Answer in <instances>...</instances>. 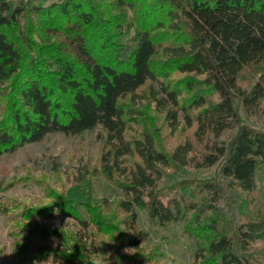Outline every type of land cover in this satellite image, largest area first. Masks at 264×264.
<instances>
[{"label":"trees","instance_id":"16d2710c","mask_svg":"<svg viewBox=\"0 0 264 264\" xmlns=\"http://www.w3.org/2000/svg\"><path fill=\"white\" fill-rule=\"evenodd\" d=\"M135 1L56 0L27 10L22 0H0V156L48 134L100 128V172L122 194L116 208L129 263L148 261L139 254L140 209L155 226L183 225L193 264H264V248L250 245L264 242V132L242 118L264 111V0H148L138 10ZM113 4L128 5L135 20L113 14ZM27 11L42 32L37 42L8 34ZM249 71L256 80L242 83ZM174 73L184 77L171 80ZM143 86L169 130L191 129L192 140L165 149L147 126L127 136L131 116L119 101ZM212 166L209 179L175 178ZM76 190L59 212L80 225L73 255L89 264L92 224L113 226Z\"/></svg>","mask_w":264,"mask_h":264},{"label":"rangeland","instance_id":"374dc122","mask_svg":"<svg viewBox=\"0 0 264 264\" xmlns=\"http://www.w3.org/2000/svg\"><path fill=\"white\" fill-rule=\"evenodd\" d=\"M22 1L29 10L37 2L49 5L56 0ZM147 1L136 0V10ZM111 10L113 14L124 15L126 21L135 20L134 12L128 5L119 10L113 4ZM37 33L42 32L36 22L29 18L28 11L17 26L14 25L8 30L12 38L28 34L33 42L38 40L35 37ZM120 42L125 46L129 45L128 39ZM67 44L66 49L72 51V47ZM244 75L246 80L242 83L245 84L252 83L258 76L253 71ZM183 77L184 75L176 73L170 75L171 80ZM119 103L128 108L127 114L131 116L128 120L127 136H137L147 126L154 131L156 141L165 149L173 148L186 138L192 140L191 129L181 128L175 132L169 130L164 113L157 110L147 86H143L136 97H125ZM263 106L264 99L259 110L262 111ZM242 115L249 126L264 132V111L252 113L248 117L243 113ZM99 130L100 128H96L73 136L48 134L38 142L26 144L0 156V264H82L81 259H74L73 254L77 249L72 236L73 232H80V225L71 217H63L59 212L68 208V201L73 198L71 192L75 189L87 194L88 202H94L91 206L99 211L105 224L113 226L109 230H99L92 224L91 231L97 242L101 237H113V242L104 243L99 251L111 253L109 259L112 264H117V258L118 264H135L125 259V256H130L133 252L124 248L119 237L121 233L118 222L122 215L116 208V201L122 197L121 191L100 172L101 143L97 136ZM181 171H178L175 178L209 179L216 174V166L188 167ZM258 179L257 187L261 193L264 188V175L260 174ZM200 196L201 193L196 198L199 199ZM83 210V216L87 217L84 206ZM262 210L264 213V208ZM136 211L139 228L144 234L143 247L139 254L148 257L144 264H193L194 244L186 235L183 225L173 222L165 227L155 226L143 210ZM250 245L259 250L264 248L263 240H256ZM50 250L68 255L69 259L48 253ZM83 260L88 262V258Z\"/></svg>","mask_w":264,"mask_h":264},{"label":"clouds","instance_id":"9594fccd","mask_svg":"<svg viewBox=\"0 0 264 264\" xmlns=\"http://www.w3.org/2000/svg\"><path fill=\"white\" fill-rule=\"evenodd\" d=\"M113 237L111 239H105L101 237L98 242L94 241L92 246L88 249L89 252V264H112L109 257L111 253H105L100 251H95L94 249L102 247L104 243H112ZM118 264V258H117Z\"/></svg>","mask_w":264,"mask_h":264}]
</instances>
